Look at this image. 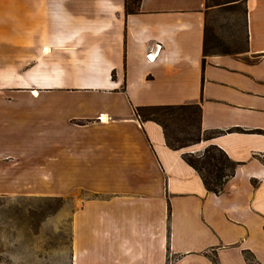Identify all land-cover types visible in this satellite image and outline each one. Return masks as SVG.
Wrapping results in <instances>:
<instances>
[{
  "label": "crops",
  "instance_id": "0c3cea01",
  "mask_svg": "<svg viewBox=\"0 0 264 264\" xmlns=\"http://www.w3.org/2000/svg\"><path fill=\"white\" fill-rule=\"evenodd\" d=\"M245 5L247 49L204 56L206 0H0V193L80 194L71 264H264V0ZM186 103L225 133L175 150L135 112ZM209 144L239 162L220 194L183 158Z\"/></svg>",
  "mask_w": 264,
  "mask_h": 264
},
{
  "label": "rangeland",
  "instance_id": "374dc122",
  "mask_svg": "<svg viewBox=\"0 0 264 264\" xmlns=\"http://www.w3.org/2000/svg\"><path fill=\"white\" fill-rule=\"evenodd\" d=\"M209 24L219 39L214 50L246 49L244 0L211 8ZM79 195L55 194L54 187L36 184L19 193H0V264H71L72 215Z\"/></svg>",
  "mask_w": 264,
  "mask_h": 264
},
{
  "label": "trees",
  "instance_id": "16d2710c",
  "mask_svg": "<svg viewBox=\"0 0 264 264\" xmlns=\"http://www.w3.org/2000/svg\"><path fill=\"white\" fill-rule=\"evenodd\" d=\"M239 2L241 0H206L204 56L213 53H239L238 51L214 50L219 45V39L209 24L211 8H228L229 5H236ZM140 6L141 0H125V11L127 14L137 13L140 10ZM244 6L246 19L245 0ZM247 43L248 33L246 35V49ZM135 112L142 121L152 120L160 124L163 128L167 145L175 150H186V148L202 140H211L217 135L225 133L223 130L207 131L202 129V107L200 103L138 106ZM231 131L234 130H228V132ZM183 158L199 173L207 190L215 194L222 193L227 181L235 174V170L239 165V162L231 159L222 148L215 144H209L201 153L184 151Z\"/></svg>",
  "mask_w": 264,
  "mask_h": 264
},
{
  "label": "built area",
  "instance_id": "2783aa9c",
  "mask_svg": "<svg viewBox=\"0 0 264 264\" xmlns=\"http://www.w3.org/2000/svg\"><path fill=\"white\" fill-rule=\"evenodd\" d=\"M160 49H161V45H157L156 46V51L152 55H149V58L150 59L156 58L158 56L159 52H160Z\"/></svg>",
  "mask_w": 264,
  "mask_h": 264
}]
</instances>
